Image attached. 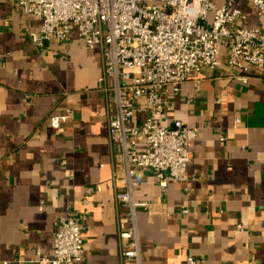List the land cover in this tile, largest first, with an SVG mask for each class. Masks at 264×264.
Wrapping results in <instances>:
<instances>
[{"label": "crops", "instance_id": "1", "mask_svg": "<svg viewBox=\"0 0 264 264\" xmlns=\"http://www.w3.org/2000/svg\"><path fill=\"white\" fill-rule=\"evenodd\" d=\"M233 1L247 15L240 26L260 27L253 0ZM40 26L0 1V264L51 258L59 221L85 210L82 264H120L114 195L124 188L113 179L101 50L76 29L68 43L36 48L25 28ZM220 61L170 95L165 124L198 129L189 179L161 189L152 169L137 176L136 200L153 204L137 210L144 264H264V71L244 82L224 47ZM67 114L51 127L50 117Z\"/></svg>", "mask_w": 264, "mask_h": 264}, {"label": "built area", "instance_id": "2", "mask_svg": "<svg viewBox=\"0 0 264 264\" xmlns=\"http://www.w3.org/2000/svg\"><path fill=\"white\" fill-rule=\"evenodd\" d=\"M0 1L41 21L38 31L25 28L36 48L51 41L68 43L74 29L88 48H100L99 86L108 105L113 179H120L124 188L114 195L120 264H144L137 210L153 204L136 200L137 176L152 169L161 189L188 180L189 145L198 136L197 128L180 120L165 124L174 105L170 95H178L191 78L219 68L222 47L227 66L242 81L254 69L264 71V0H253L261 17L258 28L240 26L247 15L234 8L233 0L220 7L211 0ZM68 118L52 116L49 122L58 129ZM94 192L93 186L86 188L85 205ZM87 215L85 210L62 218L52 257L40 256L38 264H82Z\"/></svg>", "mask_w": 264, "mask_h": 264}]
</instances>
